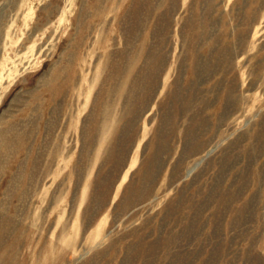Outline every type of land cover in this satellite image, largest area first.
Listing matches in <instances>:
<instances>
[{
  "label": "rangeland",
  "instance_id": "374dc122",
  "mask_svg": "<svg viewBox=\"0 0 264 264\" xmlns=\"http://www.w3.org/2000/svg\"><path fill=\"white\" fill-rule=\"evenodd\" d=\"M0 264H264V0H0Z\"/></svg>",
  "mask_w": 264,
  "mask_h": 264
}]
</instances>
